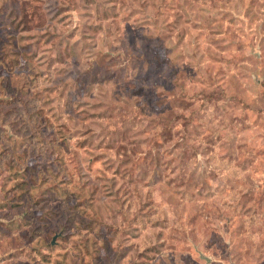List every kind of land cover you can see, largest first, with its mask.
Instances as JSON below:
<instances>
[{"label":"rangeland","instance_id":"1","mask_svg":"<svg viewBox=\"0 0 264 264\" xmlns=\"http://www.w3.org/2000/svg\"><path fill=\"white\" fill-rule=\"evenodd\" d=\"M0 264H264V0H0Z\"/></svg>","mask_w":264,"mask_h":264}]
</instances>
